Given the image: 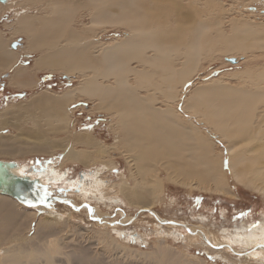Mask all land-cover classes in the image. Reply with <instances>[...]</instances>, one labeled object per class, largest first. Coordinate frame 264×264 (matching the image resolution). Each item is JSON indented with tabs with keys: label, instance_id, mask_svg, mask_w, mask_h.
Here are the masks:
<instances>
[{
	"label": "bare ground",
	"instance_id": "1",
	"mask_svg": "<svg viewBox=\"0 0 264 264\" xmlns=\"http://www.w3.org/2000/svg\"><path fill=\"white\" fill-rule=\"evenodd\" d=\"M188 1L193 7L201 0ZM70 2L89 9L87 30L119 26L126 30L125 38L104 43L101 36L92 38L75 28L77 11ZM31 3H39L42 14L29 13ZM183 7L174 0L156 4L155 0H0V20L9 12L17 14L9 26L10 38L0 29V74L16 63L19 47L12 41L23 35L27 50L39 53V69L57 71L70 80L81 77L80 84L64 91H45L4 108L0 157L26 158L61 150L64 163L95 167L94 172L87 169L81 184L71 186L80 187L88 197L110 196L115 204L124 202L129 207L149 209L158 203L165 193L162 173L169 183L190 191L238 197L237 189L229 187L234 181L264 196V67L240 73L249 77L248 89L221 80L196 87L183 107L185 116L195 115L191 118L184 119L175 107L209 56L220 51L228 55L264 51V24L232 19L228 34L225 18L211 14L206 20L195 14L192 19V10L189 14ZM62 38L66 43L60 46ZM95 49L98 52L91 51ZM135 62L139 65L134 66ZM82 98L95 103L96 112L111 117L115 144L100 142L92 130L76 131L70 106ZM194 117H202L200 123L208 124L226 143L227 154L216 150L212 136L203 132ZM8 128L17 129V134H5ZM115 150L122 152L131 174L121 173L118 182L110 183L103 173L115 168ZM4 165L9 173L27 177V166ZM36 168L27 178L53 184L67 178V172ZM20 213L29 216L30 211L11 195L0 193V251H4L0 264H111L79 241L72 242L69 235L77 231L75 226L73 232L69 229L73 217L45 216L41 208L36 233L29 237L28 232H20ZM241 228L224 237L243 248L264 246V223L254 229ZM105 238L112 243L110 235L96 233L97 240Z\"/></svg>",
	"mask_w": 264,
	"mask_h": 264
},
{
	"label": "rangeland",
	"instance_id": "2",
	"mask_svg": "<svg viewBox=\"0 0 264 264\" xmlns=\"http://www.w3.org/2000/svg\"><path fill=\"white\" fill-rule=\"evenodd\" d=\"M174 1L181 3L189 14L192 10L191 14L194 15H190L192 19L195 14L205 16L206 18H203L206 20H209L211 14L225 18L226 20H223L224 30L228 34H231L232 31L231 22H229L232 19L264 24V0H201L193 7L189 5L190 1L188 0ZM157 2L158 0H155V4ZM206 3H210V5L208 6ZM69 5L77 11L73 23L75 28L84 29L89 37L101 36L104 43H113L125 38L126 30L119 26L106 25L105 31H102L101 27H96L92 31L87 30L84 25L88 26L90 23L89 9L82 5L73 6L75 5L73 2H70ZM16 7L17 10L22 8L19 5ZM40 7L39 3H31L27 10L31 14H42ZM16 15L15 12H9L0 20V29L8 38L12 36L13 29L9 26L13 25L17 18ZM64 41L65 39L62 38L59 45L63 46L66 43ZM26 43L27 40L23 35H16L12 41L13 46L16 47L24 46ZM95 50L91 51L98 52V49ZM93 55L90 54V57L95 61ZM33 57H37V54H33ZM135 64L139 65L136 62L133 63L134 66H136ZM180 64H177V68L180 67ZM263 67L264 51H257L255 55H243L237 52L228 55L221 51L216 52L202 62L199 71L193 75V85L184 90L186 92L181 93L180 101L175 107L184 119L191 118L195 115L190 113L185 116L183 107L184 102L196 87L201 84H214L221 80L234 87L248 89L251 85L250 79L240 73H244L247 68L256 72V69L261 70ZM64 76L62 74L58 78L59 81L54 87L55 91H64L68 87L81 83L80 76L77 79L71 77V80L65 76L66 80L63 78ZM6 78H0V83H4ZM1 84L0 89L2 88ZM146 92L141 91V94L146 96L148 94ZM8 96H5L7 101L11 98ZM159 98L162 102L161 95ZM94 104L84 98L72 103L70 110L72 111V120H74L73 125L75 124L74 128L76 127V131L92 130L93 135L100 142L108 145L115 144V134L110 123L111 117L105 112H96ZM194 118V121L197 120V124H200L203 132L212 136L216 150L227 154L226 143L211 132L208 124L200 123L203 120L202 117ZM0 131L3 132V129ZM4 132L15 136L17 129L8 128V131L5 129ZM1 134L0 136H2ZM64 136L60 137L64 138ZM61 154V150H56L50 155L36 154L26 158L0 157V161L27 166V177L35 172L32 167H43L46 171L53 170L54 173L64 174L67 172L65 181L56 184L41 178L40 181L44 184V189L40 190L37 187L36 192H40L41 199H48L50 203L46 207L25 206L30 211L29 216L25 213L19 214L17 223L20 225V232L25 231L26 234L28 232L29 237H33L36 233L38 222L42 218L39 209L42 208L45 210V216H60L64 219L73 217L70 219L72 226L70 225L69 229L73 232L75 229L72 227L75 226L77 231L73 232L74 235H69V238L74 240L72 242L79 241L84 248H89L94 255H99L110 261L111 264H264V246L262 244L261 246L258 244L250 248L245 246L243 248L240 244L228 242L227 237H224L225 233L231 234L243 230L242 226L254 229V226L257 227L264 223V196L261 193L247 189L234 181L229 182V187L232 190L237 189L238 197L200 190L190 191L169 183L166 175L162 173L165 193L160 197L158 203L149 209L129 207L124 202L115 204L109 195V198L97 196L100 199L88 197L80 191V187L71 186L73 182H82L88 172L87 169L94 172L95 167H91V169L83 165L64 163ZM112 160L115 162V168L111 172L107 168L104 169L103 177L105 179H108L110 183H115L118 182L121 173L130 176V169L120 150H115L112 153ZM29 219H32V222L26 223V220L29 221ZM97 232L110 235L112 243L107 238L97 240ZM56 249L58 247H52L53 251ZM0 255L4 256V251H0Z\"/></svg>",
	"mask_w": 264,
	"mask_h": 264
},
{
	"label": "crops",
	"instance_id": "3",
	"mask_svg": "<svg viewBox=\"0 0 264 264\" xmlns=\"http://www.w3.org/2000/svg\"><path fill=\"white\" fill-rule=\"evenodd\" d=\"M26 44L17 48L18 58L16 63L0 74V78L7 77L4 83H0L2 85L0 89V101H2L0 113L4 112V108L7 110L16 102L21 103L34 95L41 96L45 91L59 92L55 91L54 87L62 74L53 70L39 69L37 65L39 53L28 51V45ZM33 54H37V57L32 58ZM6 95L11 97L8 101L5 98ZM36 154L39 155V153H35L28 157Z\"/></svg>",
	"mask_w": 264,
	"mask_h": 264
},
{
	"label": "water",
	"instance_id": "4",
	"mask_svg": "<svg viewBox=\"0 0 264 264\" xmlns=\"http://www.w3.org/2000/svg\"><path fill=\"white\" fill-rule=\"evenodd\" d=\"M5 163L0 161V193L11 195L26 207L37 205L46 207L50 203L48 199H41L42 194L40 192H36L37 187L40 190L44 189V184L40 180L9 173L6 171ZM9 165L14 166L13 164ZM32 170L36 171L37 168L32 167Z\"/></svg>",
	"mask_w": 264,
	"mask_h": 264
}]
</instances>
